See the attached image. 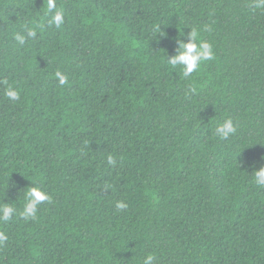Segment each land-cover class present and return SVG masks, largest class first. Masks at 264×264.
Wrapping results in <instances>:
<instances>
[{"label":"trees","instance_id":"16d2710c","mask_svg":"<svg viewBox=\"0 0 264 264\" xmlns=\"http://www.w3.org/2000/svg\"><path fill=\"white\" fill-rule=\"evenodd\" d=\"M55 3L59 28L46 0H0V205L19 212L34 183L52 197L0 222V264H264V7ZM192 29L215 55L185 78L167 60Z\"/></svg>","mask_w":264,"mask_h":264},{"label":"clouds","instance_id":"9594fccd","mask_svg":"<svg viewBox=\"0 0 264 264\" xmlns=\"http://www.w3.org/2000/svg\"><path fill=\"white\" fill-rule=\"evenodd\" d=\"M257 8L264 7V0H256L254 5ZM47 26H55L59 28L64 22V13L58 9L55 0H46V13ZM37 28H43V25L29 26L27 31L28 37H36ZM207 30V29H206ZM15 40L19 44H24L25 36L23 34H16ZM213 45L206 39L200 38V31L198 29H192L189 33L187 41H180L177 54L167 60V63L176 68L179 66L182 70V75L185 78L192 76L194 72L200 69L202 63L214 59ZM60 86H64L69 83L67 75L60 71L54 73ZM4 95L11 101H18L20 99V92L9 86L6 88ZM237 131V125L231 118L224 119L215 128V134L221 140H227L233 136ZM107 162L110 165H115L116 160L113 156L107 157ZM252 179L259 187L264 188V166L252 172ZM52 197L42 187L37 184L28 187L24 194V204L22 210L19 212L17 208L9 203L0 205V222H9L14 217L19 215L21 218L35 219L37 215L38 207L44 202H51ZM116 208L123 210L127 208V204L123 201H117ZM8 237L3 232H0V245H3L7 241ZM154 255L149 253L143 258L142 264H153Z\"/></svg>","mask_w":264,"mask_h":264}]
</instances>
